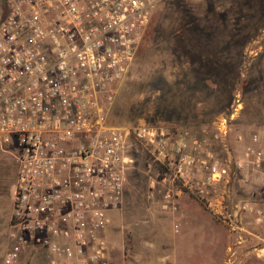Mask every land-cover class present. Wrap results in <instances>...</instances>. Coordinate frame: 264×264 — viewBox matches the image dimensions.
Masks as SVG:
<instances>
[{"label":"built area","instance_id":"built-area-1","mask_svg":"<svg viewBox=\"0 0 264 264\" xmlns=\"http://www.w3.org/2000/svg\"><path fill=\"white\" fill-rule=\"evenodd\" d=\"M162 1H3L0 149L17 164L3 264L35 248L49 264H108L102 234L122 204L134 141L166 169L156 182L176 183L163 193L167 201L187 189L221 213L212 189L228 182L229 169L211 145L225 136V119L212 137L183 131L172 139L107 120L114 87ZM246 156L259 166L261 151L250 147Z\"/></svg>","mask_w":264,"mask_h":264},{"label":"rangeland","instance_id":"rangeland-1","mask_svg":"<svg viewBox=\"0 0 264 264\" xmlns=\"http://www.w3.org/2000/svg\"><path fill=\"white\" fill-rule=\"evenodd\" d=\"M114 88L107 120L117 126L212 137L225 119L226 134L211 148L229 179L212 189L221 213L187 189L167 201L176 183L156 182L166 169L134 141L122 204L102 234L108 264H264V0H163ZM250 147L261 151L259 166L246 156ZM16 169L0 149V264L11 245ZM17 264L49 259L35 248Z\"/></svg>","mask_w":264,"mask_h":264}]
</instances>
